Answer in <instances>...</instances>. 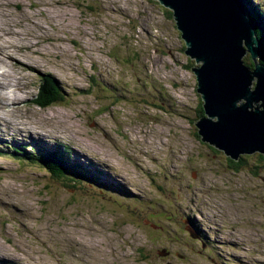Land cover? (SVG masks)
<instances>
[{"label":"rangeland","instance_id":"obj_1","mask_svg":"<svg viewBox=\"0 0 264 264\" xmlns=\"http://www.w3.org/2000/svg\"><path fill=\"white\" fill-rule=\"evenodd\" d=\"M0 43L2 71L26 87L0 119V264H264V162L248 154L234 169L200 140L198 64L169 9L0 0ZM45 78L62 97L38 107ZM60 143L101 179L14 157Z\"/></svg>","mask_w":264,"mask_h":264},{"label":"water","instance_id":"obj_2","mask_svg":"<svg viewBox=\"0 0 264 264\" xmlns=\"http://www.w3.org/2000/svg\"><path fill=\"white\" fill-rule=\"evenodd\" d=\"M156 1L171 11L184 53L198 64L190 70L203 108L194 121L200 140L234 161L264 155V65L241 0ZM246 55L252 67L244 64Z\"/></svg>","mask_w":264,"mask_h":264},{"label":"trees","instance_id":"obj_3","mask_svg":"<svg viewBox=\"0 0 264 264\" xmlns=\"http://www.w3.org/2000/svg\"><path fill=\"white\" fill-rule=\"evenodd\" d=\"M250 0H241L243 7L245 11L247 12V15L249 19L251 20L253 24V28L255 30V35L259 40V47H260V54L258 57V61L264 65V10L263 6L260 4L256 5H251L247 6L246 2L249 3ZM243 62L245 65H248L249 67H252V61L249 60L248 57L243 58ZM193 66V65H192ZM46 77V76H45ZM47 85H41L43 86L42 89H39L37 92V97L35 99V103L38 105V107H46L48 105H52L53 103L55 104L57 101H59L62 97L60 93V89L56 83V81L53 78L47 79L45 78ZM62 91V90H61ZM199 117L203 115V108L201 106V102L199 103L198 106V114ZM63 143H60V146H62V149L64 150L65 148L67 149V146H63ZM12 146V144H10ZM49 145V144H48ZM26 148V145H25ZM34 146L31 148L33 149ZM14 152L18 151L22 152L19 150V148H15ZM26 150V149H25ZM34 150V149H33ZM37 150V153L39 154L37 156L39 160V164H42L43 168H45L47 171H49L51 174L56 175L58 177H63L66 174V170L68 168H75L78 169L79 171H82V173H78L76 176H78L81 179H89V180H99L101 177L87 169H85V166H81L78 163H73L69 161L70 156H67L66 153H62L60 151L56 150H44L42 147H39ZM13 155V153H12ZM256 155L258 156L259 160L261 162H264V155L262 153L256 152ZM36 156V155H30L29 159L26 160L25 154L23 156H14V157H19L22 161H27L29 162L31 157ZM243 156V155H241ZM240 156V158H241ZM244 156H246L244 154ZM243 156V157H244ZM71 159V158H70ZM32 160V159H31ZM243 158H241L239 161H234L230 159L231 165L232 162L235 163L233 166L234 169H237L239 167V164L242 163ZM260 164V163H259ZM261 165V164H260ZM73 183V182H72ZM74 185V183H73Z\"/></svg>","mask_w":264,"mask_h":264},{"label":"bare ground","instance_id":"obj_4","mask_svg":"<svg viewBox=\"0 0 264 264\" xmlns=\"http://www.w3.org/2000/svg\"><path fill=\"white\" fill-rule=\"evenodd\" d=\"M4 46L1 45L0 43V49L3 48ZM15 48V47H14ZM15 50V49H14ZM3 51V50H2ZM17 52V49L15 50ZM2 53V52H1ZM3 54V53H2ZM0 58H1V55H0ZM5 64V63H4ZM3 64V65H4ZM11 67V66H10ZM28 69V67H26ZM37 69V68H36ZM38 70V69H37ZM31 71H34L36 73H40L38 71H35V70H31ZM5 71H2V67L0 66V77L1 76H7L10 80V86L7 87V82H9L8 80L4 81V80H0V119L3 120V121H6V115H8V112H9V108L12 107L13 109H17V107H21L22 105L18 106L21 102V100L24 98V96L26 95L25 94V88H22V84H20L21 82L18 81L17 79V76L15 74H11V73H6ZM44 74H50L49 72H44ZM45 76H42V78H44ZM42 78L40 80H42ZM16 80V81H15ZM20 84V85H19ZM38 85H42L41 84V81L39 82ZM5 91V92H4ZM27 92V91H26ZM37 97V93L35 94L34 96V99L31 101L32 103H34L35 105H37L35 103V99ZM24 105V104H23ZM38 106V105H37ZM3 111V112H2ZM18 127L22 128L24 124H16ZM14 132L17 131L16 129H14V125L12 126ZM25 131V128H22L21 131ZM20 132V131H18ZM46 135V134H44ZM59 145V144H58ZM35 147V146H34ZM35 149H37L35 147ZM67 152H66V151ZM30 152L32 151H28V153H26L25 155V158L26 160L29 159V156L30 155H33L31 154ZM64 152L66 153L67 156H70V158H72L74 156L73 154V149H71L69 146L67 147V149L65 148L64 149Z\"/></svg>","mask_w":264,"mask_h":264},{"label":"flooded vegetation","instance_id":"obj_5","mask_svg":"<svg viewBox=\"0 0 264 264\" xmlns=\"http://www.w3.org/2000/svg\"><path fill=\"white\" fill-rule=\"evenodd\" d=\"M201 104H202V102H201ZM202 106V105H201ZM202 116V115H201ZM244 156V155H243ZM228 157V156H227ZM242 157V156H241ZM230 158V157H229ZM231 159V158H230ZM230 164H231V162H230ZM235 164L232 162V166H234ZM45 169V168H44ZM49 172V171H48ZM50 173V172H49ZM66 175V174H65ZM63 178V177H62ZM194 233H195V230H194ZM196 236H199L198 235V231L196 230ZM181 257L183 258V255H181ZM5 262H8V261H4V262H2V264H4ZM168 264H172L171 262H168Z\"/></svg>","mask_w":264,"mask_h":264}]
</instances>
